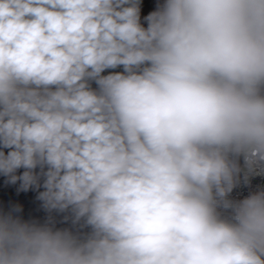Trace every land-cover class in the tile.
Returning a JSON list of instances; mask_svg holds the SVG:
<instances>
[{"label": "clouds", "instance_id": "clouds-1", "mask_svg": "<svg viewBox=\"0 0 264 264\" xmlns=\"http://www.w3.org/2000/svg\"><path fill=\"white\" fill-rule=\"evenodd\" d=\"M0 264H264V0H0Z\"/></svg>", "mask_w": 264, "mask_h": 264}]
</instances>
